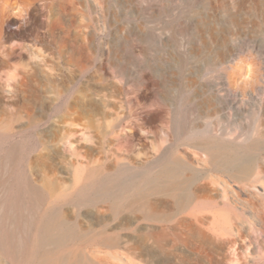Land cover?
Instances as JSON below:
<instances>
[{
  "label": "rangeland",
  "instance_id": "rangeland-1",
  "mask_svg": "<svg viewBox=\"0 0 264 264\" xmlns=\"http://www.w3.org/2000/svg\"><path fill=\"white\" fill-rule=\"evenodd\" d=\"M3 9L0 264H77L79 249L97 242L102 253L83 264H165L149 240L161 211L167 227L207 218L212 264H264V0H14ZM165 155L171 162L157 165ZM196 158L246 192L260 225ZM174 166L192 193L214 200L169 210L159 193L158 213L149 211L150 167L163 176Z\"/></svg>",
  "mask_w": 264,
  "mask_h": 264
},
{
  "label": "bare ground",
  "instance_id": "bare-ground-1",
  "mask_svg": "<svg viewBox=\"0 0 264 264\" xmlns=\"http://www.w3.org/2000/svg\"><path fill=\"white\" fill-rule=\"evenodd\" d=\"M13 1L14 0H0V8H4V14L6 10H11ZM4 21L5 16L0 18L1 24L4 23ZM186 115L187 113L184 112V119H186ZM186 129V125L181 123L177 129L179 136L185 135ZM195 160L204 166V170L211 172L210 176L212 178L215 177L221 180L219 183L224 185V188L227 191V196L236 207H240L245 213L249 214L252 222L257 225L261 224L262 219L260 216L257 213L248 211L250 208L249 206L251 205L247 199L243 198V194H246V192H243L242 195L237 192L232 186L230 180L227 179L228 176H226L223 170L221 171V169L216 168L212 169L201 158H196ZM170 162L169 155H165L163 160L157 163V165ZM150 169L151 171L148 173V175H150L148 185L150 188H153V193L148 206L149 211L152 213H158L157 206L159 202L157 199L160 195L159 193H163L160 196L164 198V206L169 210H171L177 203H180L183 207H187L194 200H198V202L194 204L197 206L198 204L203 203L199 201L201 199H204V201L214 200V196L211 194L203 193L200 195L191 192L193 182L189 178L184 177V168L181 166L170 168V170L165 172L163 176L160 175L159 172H156V167H150ZM222 173L226 177L225 179H222ZM245 186L247 188H255V185L251 183H246ZM206 188V185L200 186V189L205 190ZM261 203L262 206H264V199L261 200ZM167 212L170 213L169 211ZM158 214L160 218L154 220L161 223V225L153 228L149 240L153 249L157 251L162 250V252L166 254L167 262L165 264H212L216 260L212 251L216 248L217 244L212 235L204 228L207 224V218L205 216L198 215L194 219L182 217L179 218L173 226L167 227L166 223L168 220L165 212L161 211ZM100 216L104 217V213L101 212ZM222 216L227 223L236 224L234 214H225ZM168 246L172 247L171 250ZM103 248L102 244L97 242L91 244L87 248L79 249L77 264H83L85 253L88 254V252L91 251L94 255H98L102 253Z\"/></svg>",
  "mask_w": 264,
  "mask_h": 264
}]
</instances>
